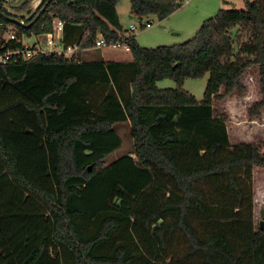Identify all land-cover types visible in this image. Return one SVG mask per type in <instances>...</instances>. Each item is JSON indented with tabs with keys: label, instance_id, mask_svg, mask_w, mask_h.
Wrapping results in <instances>:
<instances>
[{
	"label": "trees",
	"instance_id": "obj_1",
	"mask_svg": "<svg viewBox=\"0 0 264 264\" xmlns=\"http://www.w3.org/2000/svg\"><path fill=\"white\" fill-rule=\"evenodd\" d=\"M47 1L25 18L0 0V26L40 37L61 19L65 48L126 37L133 59L88 61L79 51L0 62V264H264L254 217L263 147L232 144L214 106L245 95L257 66L261 98L249 115L264 112V0L220 9L193 38L156 48L123 32L119 0H51L30 27L4 16L29 24ZM130 4L142 21L183 2ZM14 46L0 37V54ZM208 73L198 101L185 80ZM165 78L176 86L160 88ZM125 122L133 150L108 164Z\"/></svg>",
	"mask_w": 264,
	"mask_h": 264
},
{
	"label": "rangeland",
	"instance_id": "obj_2",
	"mask_svg": "<svg viewBox=\"0 0 264 264\" xmlns=\"http://www.w3.org/2000/svg\"><path fill=\"white\" fill-rule=\"evenodd\" d=\"M24 1L8 0L7 5H15V8H9L10 11L21 17L28 18L37 11L42 2V0H32L28 6L29 8L20 10L19 5ZM182 2V7L164 20H159L155 15L151 16L149 18L153 23L151 27L141 26V23L146 19L140 21L135 16H130V0H119L117 8L121 16V23L127 26L128 30L130 29V23L138 26V29L131 31L130 34L135 36L140 45L148 48L177 45L193 38L204 21L215 16L220 9L246 8L245 0H182ZM29 10L31 11L30 13H28ZM13 30L14 26L12 25L7 26L6 29L0 26V37L8 39L10 32ZM38 38L40 37L32 35L27 38V41L34 43ZM60 48V46L52 47L53 50H60ZM83 58L88 61L100 59L131 61L133 56L130 51L124 49L104 48L90 49L84 54ZM208 79L209 73L201 78H187L184 88L192 93L198 101H202L205 96ZM258 80V67L254 66L244 77V82L247 85L246 94L243 96L232 94L225 100L216 101L214 106L218 114L226 116L234 141L241 139L259 141L262 146V143H264V113L260 118H256L255 122H251L253 119L249 115L251 105L261 98ZM158 86L160 88H169L175 87L176 83L170 78H165L158 82ZM115 129L122 137L123 144L119 149L107 156L106 163L108 164L133 150L130 124L127 122L118 123L115 125Z\"/></svg>",
	"mask_w": 264,
	"mask_h": 264
},
{
	"label": "built area",
	"instance_id": "obj_3",
	"mask_svg": "<svg viewBox=\"0 0 264 264\" xmlns=\"http://www.w3.org/2000/svg\"><path fill=\"white\" fill-rule=\"evenodd\" d=\"M25 23L24 20H21ZM153 23L148 18L143 23H141L142 27H151ZM65 23L61 19H55L53 22V30L45 35L40 36L34 43H29L27 41L28 37L32 35L23 34L18 35L17 31L13 30L10 32L8 39H6V44H10L12 42L21 43V46L8 47L4 52L0 54V62L9 63V62H17L20 60H30L42 54H52L55 53L59 56H64L71 58L79 51L86 52L90 49H104V48H112V49H124L126 51H131V46L127 41L126 37H122L120 39L115 38H106L102 34H99L95 40V45L91 48L82 49L78 43H74L67 48L63 46L62 43V35L64 31ZM138 26L135 24L130 25L129 31H136ZM60 46V50H53L52 47Z\"/></svg>",
	"mask_w": 264,
	"mask_h": 264
},
{
	"label": "crops",
	"instance_id": "obj_4",
	"mask_svg": "<svg viewBox=\"0 0 264 264\" xmlns=\"http://www.w3.org/2000/svg\"><path fill=\"white\" fill-rule=\"evenodd\" d=\"M224 1H226V0H224ZM117 10H118V8H117ZM118 14H119V12H118ZM130 16H133L132 12H131ZM119 18H120V22H122L120 15H119ZM121 24L124 27L123 32L126 35H129L130 31L127 29V26H125L123 23H121ZM131 24H133V23H130V25ZM87 51H89V50H87ZM106 61H122V60H106ZM255 121H256V119H253L251 122H255ZM228 129H229V125H228ZM229 134H230V140H231L232 144H236V143H239V142H253V143L261 144L259 141H251V140H247V139H244V140L241 139L239 141H234L230 130H229ZM262 147H263L262 150L264 151V143H262ZM263 213H264V169L257 167V168L254 169V217H255V220H256L257 223L259 222L260 219L263 218Z\"/></svg>",
	"mask_w": 264,
	"mask_h": 264
},
{
	"label": "water",
	"instance_id": "obj_5",
	"mask_svg": "<svg viewBox=\"0 0 264 264\" xmlns=\"http://www.w3.org/2000/svg\"><path fill=\"white\" fill-rule=\"evenodd\" d=\"M51 0H48L47 3L42 7L41 11L38 13L37 17L29 24H25L24 22H22L20 19L13 17V16H9V15H4L7 19H9L10 21L20 24V25H26L27 27H30L40 16L41 14L45 11V9L47 8L48 4L50 3ZM31 11L29 10L28 13H30ZM92 169V166H90V170ZM258 226L261 230H264V213H263V218L259 220L258 222Z\"/></svg>",
	"mask_w": 264,
	"mask_h": 264
}]
</instances>
